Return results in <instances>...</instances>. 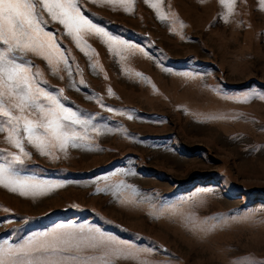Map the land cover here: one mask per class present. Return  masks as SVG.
<instances>
[{
  "label": "rangeland",
  "instance_id": "rangeland-1",
  "mask_svg": "<svg viewBox=\"0 0 264 264\" xmlns=\"http://www.w3.org/2000/svg\"><path fill=\"white\" fill-rule=\"evenodd\" d=\"M79 2L94 23L148 55L137 50L121 60L100 38L88 36L86 56L60 36L74 58L71 82L67 73L64 79L53 76L44 61L30 57L50 90L64 89L65 105L94 117L103 134H92V150L70 148L67 158L52 160L30 149L22 174L65 186L35 200L0 188V240L19 243L74 223L151 248L143 257L150 264H234L249 255L264 261V100L225 99L264 93L259 0H237L229 22L219 0H162L164 21L145 0H134L129 12L100 0ZM47 27L64 32L58 23ZM3 139L0 133V148H8ZM121 170L135 175H112ZM120 180L137 191L116 192ZM106 184L109 191L96 192ZM201 194L203 207L181 205ZM133 198L144 202L139 207L120 202ZM173 205L195 211L207 224L225 217L253 219L202 238L180 216L160 215Z\"/></svg>",
  "mask_w": 264,
  "mask_h": 264
},
{
  "label": "snow or ice",
  "instance_id": "snow-or-ice-1",
  "mask_svg": "<svg viewBox=\"0 0 264 264\" xmlns=\"http://www.w3.org/2000/svg\"><path fill=\"white\" fill-rule=\"evenodd\" d=\"M91 2L97 3V0ZM100 2L112 6L113 10L117 5L122 6L125 12H129L134 0ZM200 2L204 3L205 0ZM145 3L156 11L160 20H168V16L161 11L162 0H155L154 3L152 0H145ZM219 3L225 9L224 21L229 22L237 13V0H219ZM259 4L264 11V0H259ZM50 22L61 25L64 32L48 30ZM60 36L69 37L86 56L88 52L85 49H90L85 39L88 36L100 38L107 45L108 51L121 60L125 59L124 53L135 54L137 50L148 55L143 48L94 23L82 11L79 0H0V133L4 134L3 142L9 146L0 148V188L33 200L49 195L64 187L65 183L39 179L35 175H23L22 168L31 159V150L52 160L59 159L61 155L67 158L70 148L92 150V134H103L93 123L94 117L82 115L65 105L63 101L67 97L64 89L50 90L44 71L30 59H41L51 74L60 79L65 78L62 73H67L71 82L73 69L70 60L74 58L71 57L70 50L61 46ZM136 75L141 74L137 72ZM181 75L187 79L200 78L192 73ZM79 84L84 85L83 79ZM108 91L111 94V89ZM225 99L248 103L253 99L264 100V93ZM101 106L107 112L115 111L103 104ZM128 118L132 119L131 116ZM112 175L129 176L135 173L121 170ZM103 179L107 180L108 177ZM114 187L116 192L124 188L137 191L123 180ZM109 190L107 184L104 188H96L97 193ZM204 195L190 197L182 201L181 205L203 207L206 203ZM120 202L139 207L144 201L133 198L121 199ZM166 213L180 216L189 230L202 238H207L230 223L249 222L253 219L225 217L207 224L196 216L195 211L185 212L176 205L163 209L160 215ZM152 251L151 248H140L107 234L99 227L58 224L48 231L31 234L19 243L7 238L0 240V264H150L143 257ZM234 264H264V261L249 255L247 259L234 261Z\"/></svg>",
  "mask_w": 264,
  "mask_h": 264
},
{
  "label": "crops",
  "instance_id": "crops-1",
  "mask_svg": "<svg viewBox=\"0 0 264 264\" xmlns=\"http://www.w3.org/2000/svg\"><path fill=\"white\" fill-rule=\"evenodd\" d=\"M97 69H100V68L97 67ZM99 73H100V72H99Z\"/></svg>",
  "mask_w": 264,
  "mask_h": 264
}]
</instances>
